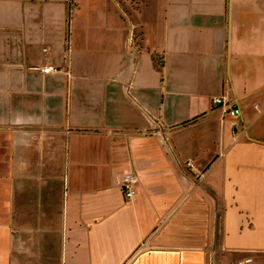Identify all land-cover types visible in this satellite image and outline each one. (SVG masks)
Wrapping results in <instances>:
<instances>
[{"label":"crops","instance_id":"1","mask_svg":"<svg viewBox=\"0 0 264 264\" xmlns=\"http://www.w3.org/2000/svg\"><path fill=\"white\" fill-rule=\"evenodd\" d=\"M263 123L264 0H0V264H264Z\"/></svg>","mask_w":264,"mask_h":264},{"label":"built area","instance_id":"2","mask_svg":"<svg viewBox=\"0 0 264 264\" xmlns=\"http://www.w3.org/2000/svg\"><path fill=\"white\" fill-rule=\"evenodd\" d=\"M43 72H51L54 70H57V67L54 66H48V67H42ZM213 103L215 105H218L222 108L224 114L230 115L232 117H239L242 115V110L239 107V105L235 102V100L232 98V94L230 89H224L223 92H221L218 95H215L213 97ZM191 165V163H189ZM139 183L138 176L133 172H128L123 177V184H122V190L124 192V195L131 199L135 196L137 192V185ZM251 262L252 258L248 257L243 262ZM242 263V262H241Z\"/></svg>","mask_w":264,"mask_h":264},{"label":"rangeland","instance_id":"3","mask_svg":"<svg viewBox=\"0 0 264 264\" xmlns=\"http://www.w3.org/2000/svg\"><path fill=\"white\" fill-rule=\"evenodd\" d=\"M264 124V123H263Z\"/></svg>","mask_w":264,"mask_h":264}]
</instances>
